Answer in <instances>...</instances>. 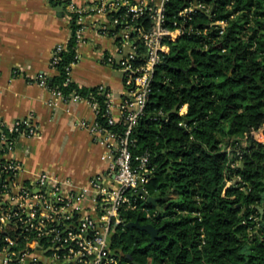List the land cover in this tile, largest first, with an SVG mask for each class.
<instances>
[{
  "label": "trees",
  "instance_id": "16d2710c",
  "mask_svg": "<svg viewBox=\"0 0 264 264\" xmlns=\"http://www.w3.org/2000/svg\"><path fill=\"white\" fill-rule=\"evenodd\" d=\"M201 1L210 13L199 11L188 23L193 32L166 40L169 51L131 134L133 154H150L153 173L145 189L159 200L155 206L130 194L137 208L124 206V222L111 234L119 264H264V144L252 136L264 124V0ZM187 2L169 0V27L184 22L179 13ZM68 14L71 37L48 86L67 99L74 93L96 103L97 121L123 133V124L109 125L106 93L71 79L81 24L76 13ZM110 17L120 19L112 33L129 20L143 32L151 29L148 14L131 21L120 8ZM222 20L224 28L217 24ZM136 220L159 228L160 237L152 242L148 232L127 227ZM9 234L16 239V231Z\"/></svg>",
  "mask_w": 264,
  "mask_h": 264
},
{
  "label": "built area",
  "instance_id": "2783aa9c",
  "mask_svg": "<svg viewBox=\"0 0 264 264\" xmlns=\"http://www.w3.org/2000/svg\"><path fill=\"white\" fill-rule=\"evenodd\" d=\"M168 2L169 0H92L89 7L77 6L73 2L68 4V11L76 13L77 22L81 24V41L88 18L99 13L105 19L100 25L101 32L116 37L121 46L119 58L107 55L103 59L105 63L123 72L125 93L119 104L120 121L111 113L112 92L105 85H100L99 90L105 92L109 99V125L121 123L125 130L119 133L105 128L97 120L92 124L86 120L79 122L107 147L112 158L110 167L115 173L114 182L110 185H94L96 194L92 198L102 209L101 216L95 218L80 203V200L89 197L87 190L65 194L64 187L68 182L47 172H42L32 180L23 181V166L16 157L15 148L20 137L36 135L38 126L31 118L18 119L8 125L0 117V264H119L112 255L111 234L115 225L124 222L120 215L121 209L124 206L137 208V201H133L130 194L135 192L140 196V188H145L153 173L148 152L133 154L131 134L145 113L156 66L169 51L166 40H175L185 33L193 32L188 23L199 11H211V6L201 0H188L179 13L184 22L181 25L174 22V28H171L167 25ZM120 8H126L131 21L148 14L151 29L143 32L129 20L112 33L120 19H112L110 14ZM217 24L224 28L226 22L222 20ZM132 32L143 43L146 50L144 53L139 52ZM65 48L62 44L55 47L51 59L53 69L56 70L59 54ZM127 48L128 51L124 52ZM38 81L48 85L49 78L46 74H41ZM69 99L83 98L73 93ZM69 99L61 91L53 90L51 104L57 106L61 100ZM92 105L98 113V105ZM9 134L17 136L11 138ZM252 136L264 144V124L253 130ZM230 150L227 147V151ZM11 231H16V239L10 236ZM3 233L7 235L3 236ZM18 246L23 247L18 250ZM45 257L47 260L42 259Z\"/></svg>",
  "mask_w": 264,
  "mask_h": 264
},
{
  "label": "crops",
  "instance_id": "0c3cea01",
  "mask_svg": "<svg viewBox=\"0 0 264 264\" xmlns=\"http://www.w3.org/2000/svg\"><path fill=\"white\" fill-rule=\"evenodd\" d=\"M61 1L83 7L92 4V0ZM68 4L0 0V117L8 125L31 118L38 126L36 135L20 137L15 148L23 166L22 180L47 172L68 182L65 194L85 189L89 197L80 203L90 215L99 218L102 209L92 198L96 194L94 185L112 184L115 173L107 147L79 123H94L95 107L85 98L61 100L53 106V90L38 81L41 74L49 79L57 74L51 59L55 47L66 46L71 37ZM104 21L99 13L88 18L78 45L79 59L72 65L70 75L81 86L109 88L113 94L111 113L120 121L119 104L125 93L123 72L103 59L107 55L119 58L121 46L116 37L101 32Z\"/></svg>",
  "mask_w": 264,
  "mask_h": 264
},
{
  "label": "water",
  "instance_id": "95a60500",
  "mask_svg": "<svg viewBox=\"0 0 264 264\" xmlns=\"http://www.w3.org/2000/svg\"><path fill=\"white\" fill-rule=\"evenodd\" d=\"M177 108H178V106H176V108L174 110H177ZM139 195L144 197L148 203H151V204L157 206L159 198L150 196L148 194V192L145 190V188H143V187L140 188ZM260 211L264 212V207L260 208ZM126 225L130 229L137 228L139 230L148 232L150 234V236H151L152 242H155V240L160 237V235H159L160 229L155 227L151 223L143 224L139 220H136V221H129V222H127Z\"/></svg>",
  "mask_w": 264,
  "mask_h": 264
}]
</instances>
